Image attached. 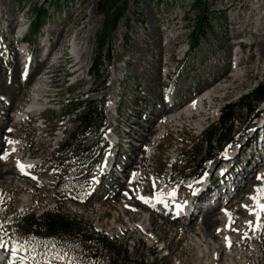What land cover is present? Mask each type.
<instances>
[{
  "label": "rangeland",
  "instance_id": "374dc122",
  "mask_svg": "<svg viewBox=\"0 0 264 264\" xmlns=\"http://www.w3.org/2000/svg\"><path fill=\"white\" fill-rule=\"evenodd\" d=\"M99 1L0 0V72L4 76L5 88L10 91L12 87L26 86L25 96L21 91H16L12 98L5 97L2 93L0 95L4 101L1 111H7L14 106L11 113L0 118L7 123L0 126L1 143L7 148L9 141L18 140L15 143H20L19 145H24L28 149L24 152V157L34 151L44 152L41 158L35 160V163L41 164L38 169L42 179L38 182L21 178L16 173L4 179L0 178V224L3 225V228H0V237L5 241L26 244L29 251L19 253L25 258L22 260L23 264H105L107 262L112 264L109 255L96 250L94 246H88L84 253L72 247L67 240L57 242L50 240L40 226L34 227L32 231L26 228L23 230L21 221L30 214L39 216L50 209L60 208L66 216L102 232L112 243L125 251L129 260L135 264L237 262L236 259L230 258L227 252L219 251L218 247L210 254L204 252L202 244L196 245L192 240L193 234L185 233L187 227L193 223V219L173 221L172 216L166 215L164 211L161 213L166 215L165 220H161L155 214L152 216L156 224L152 222L154 226L150 228L158 240L151 246L140 233H134L133 230L128 229L125 217L120 214L119 209L111 210L108 205L110 201L107 199L108 192L115 183L125 188L132 187L136 191L149 187L154 195L159 193L160 187L167 181H170L169 184L175 183L171 186L179 189L180 194L184 193L185 198H190L204 181L190 184L194 171L202 166V158H204V152L206 153L204 141L217 126L224 109L233 105L235 118L227 145L221 151H218L216 144L212 145L215 148H212V156L205 164L209 172L204 179L207 181L209 178H214L217 174L215 169L220 171L225 166L222 163L224 154L227 152H225L226 148L233 152L240 144V149L247 144L240 156L239 164L236 161L235 166L239 168L231 174V180L235 178V182L239 180L241 182L243 178V181L238 184V187L241 185L242 187L236 190L237 193H234L226 209L231 213L232 218L236 214L238 216L236 220L235 216L233 218L234 226L238 225L237 222L240 220V222L250 220L252 227L245 229L244 232L247 231L250 236L254 231L256 218L250 216L242 206L252 207L249 196L254 194V188L264 187V183L257 179L264 176V153L261 154L260 159L256 156L261 152V145L253 142V153H250L252 149L248 146V142L254 138L255 128L258 127L260 120L264 121V104H254L253 106L257 109L254 113H250L244 105L251 101L244 100V97L251 94L259 85L264 84V74L258 75L259 66L264 69V61L261 62L258 57L253 58L250 64V79H243L244 85L231 94H226L227 97L222 93L223 101L216 103L215 116L202 130L195 129L192 123H186L184 120L182 124H163L160 121L157 123V126L161 125L159 131L153 132L151 136L147 135V129L153 125L151 121L155 115L163 111L164 105L169 109L170 99L185 105L196 97L199 91L197 86L212 79V73L217 65L222 66L228 63L237 65L238 59L244 62L251 60L258 49L251 45L252 40L249 36L241 35L237 39L243 42L244 47L237 45L232 47L230 59H224L226 50L229 51V49L227 45L221 47V43L232 23L242 22L237 26L240 31H247L249 34L258 32L260 23L254 22L259 17L260 11L251 12V5L253 6L257 0H242V4L246 2L244 5L250 6L251 10L237 14L228 12L227 17L220 13L216 5H213V0H128V12L120 21L109 44L111 62L105 63L98 74H93L91 71L98 50L97 34L104 23V17L98 11ZM37 9L47 10V16L37 33L33 35L30 32L27 35L29 51L26 52L25 59L22 58L24 55L19 58L24 59H21V62L23 61L24 66L29 68L23 66L24 71L20 69L21 75L14 81L19 71L15 72V66L20 61L18 52L21 49L26 51V46L16 42L13 29L16 32L24 31L34 21ZM82 12L85 13L86 18L79 20L78 15ZM261 13L263 14L264 10ZM76 18L78 21L75 23ZM261 23L264 25V20ZM199 24L203 27L202 31L197 29ZM154 27L159 28L163 34L160 45L154 39L146 43ZM64 30L69 31L66 40L73 49L76 47V50L81 53L80 66L85 68L74 74L72 62L64 67L63 61L56 64L54 60V64L58 66L56 73L61 76L53 84L52 92L43 91L40 95L39 107L43 114L37 118H40L39 121L31 123L10 121L13 119L14 112L21 111L31 102L33 96L29 93H33L35 86H38L36 84L40 83L41 88L42 82H37L39 79L37 77L43 74H38L34 77L35 79L28 81L29 74H25L27 72L25 70L35 69V60L42 51V47L45 46L48 53H57L54 42L61 37L60 32ZM52 32H55V35L49 39ZM194 32L198 41L195 47L189 49L183 56L180 52L186 51L191 45V36ZM73 40L77 46L73 44ZM172 41H175L177 45L169 49L168 46ZM69 49L67 53L75 64L76 55L73 51L71 52V48ZM58 54L61 55V52ZM171 56L173 59L169 62L168 59ZM53 58L54 56L51 57V61ZM167 61L168 64L165 65ZM239 68L243 69L244 65ZM45 70L48 71V69ZM226 70L228 71V68ZM64 71L67 74L63 79ZM165 72H168V77H164ZM231 84L227 83V85ZM241 85L242 81L237 82L235 87ZM167 88L171 89L170 92H167ZM188 91L191 92L190 96L187 95ZM5 94L7 95V92ZM46 94L52 97H43ZM49 100L52 102L46 103ZM9 103L10 105H7ZM89 103L94 104L95 111L102 110L104 121L96 123L97 127L101 125L94 128L87 139L72 141L78 115L89 113L87 105ZM79 104H82L80 109L72 112L73 106ZM115 105L116 113L113 107ZM39 126L42 131L47 130L46 136L38 132ZM10 130L11 133L8 135ZM248 136L249 139H247ZM39 137L42 139L41 146L37 147ZM65 146H69L70 150L64 156ZM114 157L116 158L113 161ZM110 161H113L115 167L112 172L106 173L105 164ZM108 164L107 167L110 166ZM6 168L10 169L12 165L9 164ZM6 168L0 166L3 172ZM246 170H248L247 176L244 172ZM14 171L11 169L13 174ZM213 171L215 175H212ZM132 180L135 182L133 186H131ZM121 187H115V191H120ZM249 187H251L250 190H248ZM203 201L204 199L197 204H199L198 207L204 206L203 209H205L210 204ZM154 209L161 211L157 207ZM203 211L197 215V225L202 222ZM133 215V224H137L141 219L144 221L146 213ZM227 218L229 219L228 216ZM113 221L116 222L115 226L118 230L109 232L108 229L113 227ZM259 223L264 225V217ZM214 232L217 233V230L214 229ZM253 233L251 239L245 242L243 250L249 251L253 243L256 250L253 257L248 259V264H264V229ZM241 238L240 241L244 242L245 236ZM234 247V249L237 248ZM33 248L35 251H32ZM232 251H230L231 254ZM31 257H34V261L29 260ZM117 264L123 263L117 260Z\"/></svg>",
  "mask_w": 264,
  "mask_h": 264
},
{
  "label": "bare ground",
  "instance_id": "6f19581e",
  "mask_svg": "<svg viewBox=\"0 0 264 264\" xmlns=\"http://www.w3.org/2000/svg\"><path fill=\"white\" fill-rule=\"evenodd\" d=\"M241 1L242 0H213V5H216V7H218V9L220 10V13L222 15L224 14V16L227 17L228 12H232L233 14H237V13L242 12V11L246 12L247 10H251L250 6L244 5V3H246V2H244L242 4ZM251 7H252L251 12H256L257 10L260 11L259 17L254 22V23H260L258 26V29H257L258 32H255V33L250 32V34H249L247 31H245V32L240 31V28H237V26H238V24L240 25V23H242V22H237L234 24L232 23L231 28H229L226 31L227 33H226L225 39L222 41L223 43H221V47H223L224 45H227L228 49H229V51L226 50V54L224 56V59L226 60V59L232 58V52H231L232 47H234L235 45L240 46L241 48L244 47L243 42L237 41V39L241 35L242 36L243 35L249 36L250 40H252L251 45H253L254 47H256L258 49L252 55L251 60L244 62L242 59H238L237 65H235V64L232 65V63H228V64H225L222 66L217 65L214 68V72L212 73V79L210 81H204V83L202 85L199 84L197 86L199 88L198 94L196 95V97H194L190 102H188L185 105H183L182 102L177 103V102H175L174 99H172V100L170 99L169 109L166 107V105H164L163 111L157 113L155 115V118L151 121L153 123V125L147 129V131H148L147 135L148 136L153 135L152 134L153 132L159 131V128L161 127V125L157 126L158 125L157 123H160V121H162L163 124H166V123L167 124H172V123L182 124L183 123L182 121L184 120L186 123H192V125H194L195 129L202 130V128L211 119H213V117L215 116V113L217 111L216 103L223 101L222 93L225 96H226V94H231L235 89H238L244 85L245 82L243 79H246V78L250 79V77H251V66H250V64L252 63L253 58L258 57V58H260L261 62L264 61V33H263L264 32L263 31L264 25L261 23L264 20V13L263 14L261 13L264 10V0H257V2H255L253 6L251 5ZM78 17L80 18L79 20H83L86 18V15L84 12H82L78 15ZM77 21L78 20L76 18L75 23ZM24 25H25V23H24ZM57 26H59V25H57ZM13 30H14V34H15L16 30L15 29H13ZM20 32L22 33L23 31L20 30ZM56 32L58 33V31H56ZM60 33H61V37L58 38L54 42V44H55L54 49L57 53H55V54H52L51 52L48 53V49L45 46L42 47V51L40 52V54H38V57H36V60H35L36 61L35 67H34L35 69L34 70H29V69L25 70L29 74L28 81L32 80L34 77H37L38 74H41V73L43 74V76L41 75V76L37 77L40 79V80L38 79L37 82L43 83V84L41 83V88H40V83H38V84H36L38 86H35L33 93L32 94L29 93V95H32L33 98L31 100V102L27 105L31 106V108L33 109V112L35 114L28 116V114L31 113V111H29V110L25 111L26 109H24V108L27 105L24 106L22 109L19 106L21 111L19 110V111L14 112L15 114L13 115V119H10V121H13L14 123H18V121L20 123H23V122L31 123V122L39 121V119H37L36 117L41 116L43 114V111L39 107V104H40L39 102L41 101L40 95L43 94V91L46 93L52 92V89L54 88L53 84H55L58 81V77L61 76V75L59 76L56 73V69L58 66H56L54 64V60H55L56 64L63 61L64 67L67 66L69 62H72L71 66H73L75 69L74 74L78 73L80 70L85 68L84 66L83 67L80 66L81 53L78 50H76V47H74V49H73L71 47L72 45L70 46L69 41L66 40L68 38L69 31L64 30ZM54 35H55V32H52L48 38L50 39V37H52ZM162 37H163V34H162L161 30L157 27H154L152 32L149 33L148 39H146V43H148V41L150 39H154L155 42L160 45V41H161ZM175 43H176L175 41L170 42V45L168 46V48L173 49V47H175L177 45ZM73 44L75 46H77L74 40H73ZM3 48L4 47H2V49ZM69 48H71V52L73 51V54L76 55L77 59L75 60V64L73 63V59L71 58V56H69V53H67V51L70 50ZM59 52H61V55L58 54ZM162 53H164L163 49H162ZM180 53L183 54V56H184L185 51H182ZM21 55H24L23 49H21L18 52V58ZM52 56H54L53 61H51ZM22 58L25 59V55ZM22 58H19L20 61H18L16 66H15V70H16L15 72H17L18 70L19 71H18L17 76L15 77L14 81H16L19 78L18 76L21 75L20 71L23 70L22 68H23L24 64H23V61L21 62ZM38 58H40L41 60H39ZM24 59H22V60H24ZM172 59H173V56H171L168 59L169 62H171ZM236 59H237V57H236ZM167 64H168V61L165 62V65H167ZM243 65H244V68H243L244 70L242 68H239V67H242ZM24 67L29 68V66H24ZM226 68H228V71L226 70ZM45 69H48V71H46ZM57 72H58V70H57ZM168 72H165L164 77H168ZM230 72H232L231 75H230ZM66 74L67 73L64 71L63 79L66 76ZM260 74H264V69H262L261 66H259V68H258V75H260ZM46 80H50V81L47 82ZM240 81H242V85L239 87H235V84L237 82H240ZM227 83H232V84L227 85ZM233 86L235 88H233ZM25 87L26 86L12 87L11 91H10V89L5 88L4 76L0 72V95L2 93L3 95H5V97H8V98L11 97L12 98L15 96L16 91H21V93H24V96H25V94H26V92L24 90ZM5 92H7V95L5 94ZM187 95L190 96L191 92L188 91ZM43 97L49 98L52 96L49 94H46ZM19 99H22V98L19 97ZM2 102H4V101L0 98V118L2 116H7L8 113H11V110H14V106H13L11 109H9L7 111H1ZM51 102H52V100H49V102H46V103L49 104ZM165 102H168V101H165ZM173 102H175L174 105H173ZM36 104H38V106ZM7 105H10V103ZM42 105H44V104H42ZM208 112H210V113H208ZM196 117H199V119H196ZM114 119H115L114 121L116 122V118H114ZM4 123L7 124L6 122H4L0 119V126H3ZM36 125H38V123H36ZM37 130L39 133H41V135L43 134V136H46L45 133H48L47 130L42 131V128L40 126L37 128ZM10 133H11V131H9L8 135H10ZM1 135L2 134H0V149H3V148H5V146L3 145V143H1V140H2ZM253 135H254L253 136L254 138H251V142H248V146L251 147V149H252V151L250 153H253V142L255 144L259 143L261 145V149H260L261 152L257 153L256 156L260 159V157L262 156L261 154L264 153V121L260 120L258 128H255V134H253ZM247 139H249V136L247 137ZM41 140H42L41 137H39L37 140V147L41 146L40 145ZM12 142L13 143H11V144L9 143V145L7 147L9 157L7 156V158H1V160H0V166H4L5 168L7 167V165H9V163L6 162L7 159L12 161V162H16L22 158H27L29 161L32 160V162H35V160L39 157L41 158L42 154L44 153V152L38 153V152L34 151V152H31V154H30L28 152L29 154H27L24 157V152L28 150L27 147L24 145H19L20 143H15V142H18V140L17 141L12 140ZM246 145L247 144L244 145L243 149H245ZM240 147H241V144L238 147V149L234 150L233 152L228 151L227 153H225L224 157H226V158L228 157V159H226V161H223V163H222L225 166L220 171H218V169L215 170V171H217V174L214 178H209L207 181H205V179H204L205 176H204L201 179V180H204L202 182L203 184H200V188H198L197 192L194 191L195 195L193 194L190 198H185L183 196L184 193L180 194L179 189H175L173 186H171L173 183L169 184L170 181L164 182L163 186L160 187L159 193L154 194V195L152 194V190L149 187H148L149 189L143 188V189H140V191H136L132 187L131 188L130 187L125 188L124 186L121 187V186H119L120 184L115 183L113 188L110 189L108 192L109 196H108L107 200L110 201V203H108V205H109L111 210H113V208L119 209L120 214L125 217V224H126V226H129L128 229L133 230L134 233L135 232L140 233L142 236H144L147 239L149 245L152 246L155 244L156 240H158V237L156 235H154V233L151 232L150 227L154 226L153 223L156 224V222H155L156 220L154 221L152 216L155 214L161 220H165L166 215L162 214L161 212H163V211L166 212V211L159 209L158 206L165 205L164 204L165 201H163L162 199H164V197L167 196L168 193L178 192L179 197L181 199H183V200H181L180 203L185 204L184 207L179 208V212L186 213L185 215H187L189 218L183 217L182 218L183 220H180V219L175 220L174 219L173 221H184V220H192L193 219V223L187 227L188 229L185 233L188 232V233L193 234V235H191V238H192V240H194L195 244L196 245L202 244L203 251L206 253H209V254L211 253L212 250H213V252H215L217 250V247H218L219 251H221L222 253L227 252L228 253L227 255L230 256V258H232V259L234 258L237 260L238 263L233 262L234 264H248V259L253 257L256 248L254 247V245H252L253 244L252 242H251L252 244H251V248L249 249V251H244L243 247H244L245 242L248 239H251V237L254 235V233H253L254 231L252 230L253 232H251L250 236H248L249 233L247 231H246V233L244 231H245V229L250 228L248 225H249V222L252 223V221L247 220V221L240 222L241 221L240 220L237 222L238 225L235 224V226H234L232 223L231 228H229V226H228L229 225V219L225 215V211H227L226 208L230 205L231 201H229V203L226 206L223 205L224 209L222 211H221L222 205H219V203H216L217 201L213 205H209L205 209H203L204 206L198 207L199 204H197L198 202L202 201L203 199H204L203 202L207 203V202L213 200L215 196L220 195V192H223V191H225L229 195L234 196L235 195L234 193H237L236 190L238 188L242 187V185H241V187H238V184H240L243 181V178H242L241 182H240V180L235 182L234 181L235 178L233 180H231L232 179L231 174L233 172H235L237 170V168H239V166L236 167L235 164H236V161H237V164H239L238 161L240 160V156L243 152V149H240ZM115 158L116 157L113 158V161ZM28 160L26 162H24L23 172H27V171L29 172L30 171L27 168L30 164V162ZM113 161L112 162L111 161L106 162L105 168L108 169L107 173H109L110 171L111 172L113 171L112 169H113V167H115V165H113ZM257 162H259V161L257 160ZM107 163H109L108 165H110V166L107 167L106 166ZM11 169H13V168H10V169L6 168L4 172L0 170V178L4 179V177H6V176L16 175V174L18 175L16 170L14 171V174H13L11 172ZM18 170H21V167L18 168ZM247 171L248 170L244 171L246 176L248 175V173H246ZM243 177H244V175H243ZM231 181H232V183H231ZM133 184H135L134 180H133ZM133 184L131 183V186H133ZM229 186H231V187H229ZM115 187H119V188L121 187L122 189L120 191L116 192ZM250 189H251V187H249L248 190H250ZM125 193H128V195L126 196ZM140 196H144V197L148 198L149 203H147V204L143 203L139 199ZM158 199L160 202H157ZM158 203H159V205H158ZM194 205H196V207H194ZM118 206H120L121 208H119ZM180 206H182V205H180ZM155 207H157L161 211H155V209H154ZM203 210H205V211H203ZM240 210H242V209L240 208ZM197 211H199V213H201L203 211L202 222L200 221L201 222L200 225L196 224ZM143 212L146 213L144 221L141 219L137 224H133V222H134L133 221V216H134L133 214H136V213L141 214L142 213V215H143L144 214ZM234 216H235V220H236L238 218L237 214ZM234 216H233V218H234ZM226 219H227V222H226ZM251 219H253V218H251ZM112 225H113V227L108 229L109 232H111L112 230H118L117 227L115 226L116 225L115 221L112 222ZM214 229L217 230V233L214 232ZM245 234H246V237L244 239V242H241L240 241L242 239L241 236H243V235L245 236ZM212 239H214V240H212ZM229 240L231 242V247H229V242H228ZM234 246H236L237 248L234 249L235 248ZM230 251H232L233 253L231 254ZM211 255H213V253ZM206 256H207V254H206ZM209 260H210V258H209ZM211 263H212V261H210L209 264H211ZM233 263H230V264H233Z\"/></svg>",
  "mask_w": 264,
  "mask_h": 264
},
{
  "label": "trees",
  "instance_id": "16d2710c",
  "mask_svg": "<svg viewBox=\"0 0 264 264\" xmlns=\"http://www.w3.org/2000/svg\"><path fill=\"white\" fill-rule=\"evenodd\" d=\"M128 8V0L99 1L98 11L100 15L104 17V23L101 31L97 34L96 42L98 50L96 60L94 61V65L91 71L93 74H98L99 71L104 67L105 63L111 62L112 58L109 44L111 42L112 35L118 28L120 21L128 12ZM35 14V19L30 26L32 34L37 33L41 28L43 24L42 22L47 16V10L37 9L35 11ZM197 29H199L200 31L203 30L201 24H199V28L197 27ZM191 37L192 38L190 46L191 48H194L198 41V37L195 32ZM244 100L251 101L249 104H246L244 106L249 110L250 113H254L257 107L253 105H260L264 103V84H261L257 88H255V90L251 94L244 97ZM81 105L82 104L74 105L72 108V112L79 110ZM87 105L89 113H82L78 115V123L75 126V132L72 134V141H77L81 138L87 139L91 131L101 125L99 124V126L97 127L96 123H103L104 121L102 110H98V112L95 111L93 103H89ZM87 105H85V107ZM234 118L235 106L229 105L222 112L217 126L214 127V130H212L210 135L206 137L204 141L206 146V149L204 150L206 151V153L204 152V158H202V166L198 167V169L194 171L191 181H196L205 174V164L212 156V148H215L212 146L213 144L217 145L216 148L218 149V151L224 150L227 145V139L231 134ZM68 150H70V147L65 146L64 156ZM186 152L187 151H185V153ZM25 220L21 221L23 230L24 228H26L29 231H32L34 227L40 226L42 227L44 233L48 235V238L50 240H53L55 242L67 240L72 247H76L80 252L83 251L84 253L86 252L88 246H94L96 250L109 255V258L111 259L113 264H117V260L122 261L123 264H135L129 260V257L126 256L125 251H122L118 246L112 243L110 239L102 232L96 231L93 226L89 227L87 225H84L77 219H72L69 216H66L61 212L60 208L50 209L39 216H36L32 213Z\"/></svg>",
  "mask_w": 264,
  "mask_h": 264
},
{
  "label": "snow or ice",
  "instance_id": "6c2138e0",
  "mask_svg": "<svg viewBox=\"0 0 264 264\" xmlns=\"http://www.w3.org/2000/svg\"><path fill=\"white\" fill-rule=\"evenodd\" d=\"M9 143H13L12 141H9ZM21 171L24 170V166L21 165ZM258 180H260L262 183H264V176L262 177H257ZM254 194L249 196V200L252 202V207H249L248 205H243L242 207L245 208V210L247 211V213L250 216H254L256 218V225L255 228L253 229L254 231H260L262 229H264V225H261L259 223V221L262 219V217H264V187H256L254 188ZM193 194L195 195V192H193ZM125 195L127 196L128 193H125ZM175 195V193H173V196ZM139 199L143 202V203H149L148 198L144 197V196H140ZM157 202H160L159 199ZM177 207H179V205H177ZM225 215L229 217V228H231V224L234 222L233 218L231 216V213L225 211ZM249 227H252V223L249 222ZM0 228H3V225L0 224ZM234 230V229H233ZM246 237V234H245ZM227 239V238H226ZM229 242V247H231V242L230 240ZM0 249H3L5 252H10L11 256L13 257V260L11 262V264H15V257H17V255L20 252H27L29 251L28 247L26 246V244H22L19 243L17 241H5L2 237H0ZM32 251H35V249L33 248ZM24 257H21V260H24ZM31 260L34 261V257L29 258Z\"/></svg>",
  "mask_w": 264,
  "mask_h": 264
}]
</instances>
